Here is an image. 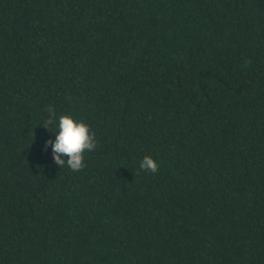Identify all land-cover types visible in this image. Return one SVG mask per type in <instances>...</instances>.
<instances>
[{
  "label": "trees",
  "instance_id": "trees-1",
  "mask_svg": "<svg viewBox=\"0 0 264 264\" xmlns=\"http://www.w3.org/2000/svg\"><path fill=\"white\" fill-rule=\"evenodd\" d=\"M0 264H264V0H0Z\"/></svg>",
  "mask_w": 264,
  "mask_h": 264
},
{
  "label": "clouds",
  "instance_id": "clouds-1",
  "mask_svg": "<svg viewBox=\"0 0 264 264\" xmlns=\"http://www.w3.org/2000/svg\"><path fill=\"white\" fill-rule=\"evenodd\" d=\"M47 121L43 126L49 125L57 130L54 138L45 141V148L51 147L55 165L59 168L67 165L74 171H80L85 167L84 153L96 147L95 133L89 124L79 120L70 114L56 115L55 108L49 106ZM158 162L152 156H145L140 161V168L155 173L158 171Z\"/></svg>",
  "mask_w": 264,
  "mask_h": 264
}]
</instances>
